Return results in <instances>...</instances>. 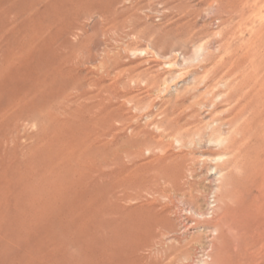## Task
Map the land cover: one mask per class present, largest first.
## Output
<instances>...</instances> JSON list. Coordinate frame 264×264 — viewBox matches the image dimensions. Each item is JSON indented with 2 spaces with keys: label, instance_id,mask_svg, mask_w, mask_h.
<instances>
[{
  "label": "rangeland",
  "instance_id": "obj_1",
  "mask_svg": "<svg viewBox=\"0 0 264 264\" xmlns=\"http://www.w3.org/2000/svg\"><path fill=\"white\" fill-rule=\"evenodd\" d=\"M263 76L264 0H0V264H245Z\"/></svg>",
  "mask_w": 264,
  "mask_h": 264
},
{
  "label": "bare ground",
  "instance_id": "obj_2",
  "mask_svg": "<svg viewBox=\"0 0 264 264\" xmlns=\"http://www.w3.org/2000/svg\"><path fill=\"white\" fill-rule=\"evenodd\" d=\"M252 67H254V66H252ZM246 87L249 89H252V90L250 92L243 94L242 95L243 97H241V99L237 100V105L239 107L252 109V114L256 119V123H255V126L253 128H257L258 135L256 134V136L260 137V134H264V76H263V79L261 81L252 79L251 81L246 83ZM255 87H258L257 90L254 89ZM229 98L233 99V96H230ZM241 110H242V108H241ZM242 113H243V111H242ZM234 115L235 116L233 118L231 117V119H226V121H224L225 125L230 129H233L236 127L238 128L240 126V123L243 121L242 115H238V114H234ZM248 130L252 131V128L248 127ZM253 137H255V135H253ZM246 139H247V134L245 133L241 139H232L225 145L226 147L225 146L224 147L226 148L227 151H229L228 152V153H230L229 155H232L235 157L241 151V145L243 143H245ZM263 144H264V140H263ZM248 152H250V150ZM249 169H250V173H247L248 170L246 171L247 177H245L242 182H238V183L234 184V188L240 187L243 185V191L240 192V194H238V197H237L238 200H240L241 202L239 204V209H238V212H240V214L238 215V217H236L237 218L236 221L240 225L239 229H237V233L239 234L240 242H241L239 245L240 249H241L240 250V256H241V258L245 264H248V263L256 264L257 262H259V264H264V152L259 153L258 157L253 161L252 167L249 166ZM228 172L229 173L231 172L230 169ZM140 188H142V187H140ZM217 198H219V196ZM106 201H108V200H106ZM105 204L103 206H105V209H107V205H105ZM216 204H218V200L216 201ZM113 207H115V205ZM117 207H115V208H117ZM215 207L217 208V205ZM108 210H109V208H108ZM114 211H115V209H114ZM111 212H112V210H111ZM226 213H229V215H232V214H234V210L229 207L228 210L226 211ZM148 214H151V213H148ZM160 217L162 218V216H160ZM164 221L165 220L162 221V219H161L160 222H164ZM167 223L169 224V222H167ZM237 223H236V225H237ZM155 233L157 234V232H155ZM155 233L153 236L154 238L156 236ZM149 234H151V233L149 232ZM150 237H151V235L149 236V238ZM145 239H147V237ZM143 242H145V241L143 240ZM145 243H147V240ZM148 243L150 244L149 241H148ZM140 244H142V246L145 245L143 243H139L138 245H140ZM149 244H147V245H149ZM122 248L120 249L121 250L120 253L128 256V258H131V255H133V256L135 255V251L132 252V249H130V247L128 249L126 247H124L125 249L124 248L122 249ZM145 248L146 247H144L142 249V250H144V252H145ZM114 249H117V248H114ZM149 249H150V247H149ZM149 249H146V251H148ZM256 249H259L261 252L259 254L254 255L252 253V251L256 250ZM142 250H139V251L141 252ZM67 252H70V251L68 250ZM115 252L109 251L108 249L106 250V249H102V248L97 247V246L87 245V244L83 243V244L76 245L74 247V249L72 251V253H73L72 259L75 262V264H101V263H104V262L109 261L111 259H114L115 256L117 257L118 255H116ZM138 255L140 256V254H138ZM143 255H144V253H143ZM141 257L144 259H147V258H145L146 256L143 257L141 255ZM141 257H139V258L142 259ZM150 258L151 257H149V255H148V259H150ZM135 263H136V259L133 260L132 264H135ZM145 263H143V264H145ZM147 263H149V260ZM138 264H141V263L139 262Z\"/></svg>",
  "mask_w": 264,
  "mask_h": 264
}]
</instances>
